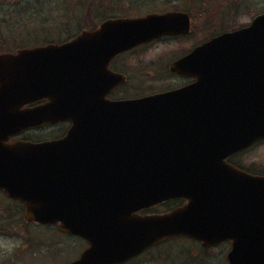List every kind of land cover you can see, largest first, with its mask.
<instances>
[{
	"label": "water",
	"instance_id": "water-1",
	"mask_svg": "<svg viewBox=\"0 0 264 264\" xmlns=\"http://www.w3.org/2000/svg\"><path fill=\"white\" fill-rule=\"evenodd\" d=\"M187 18L171 12L109 20L63 44L0 53V189L25 204L28 220H60L76 232L98 208L105 217L130 216L132 208L183 196L190 203L181 209L137 219L139 248L123 255L190 235L206 245L230 240L229 264H264V177L224 162L264 137V13L171 65L196 75L192 85L107 99L125 80L109 61L181 31ZM68 119L73 127L60 139L9 141Z\"/></svg>",
	"mask_w": 264,
	"mask_h": 264
},
{
	"label": "flooded vegetation",
	"instance_id": "flooded-vegetation-1",
	"mask_svg": "<svg viewBox=\"0 0 264 264\" xmlns=\"http://www.w3.org/2000/svg\"><path fill=\"white\" fill-rule=\"evenodd\" d=\"M22 1L27 3L29 1L41 3L43 0ZM45 1L47 2L44 5H48L49 9H53V5L59 6L58 0ZM83 2L84 4H82ZM62 5H66L68 8L65 14L66 18H61L60 24L64 25V28L69 29V31L65 32L63 29L61 34L55 35L53 38H30L32 44L63 43L71 40L85 30L99 28L109 19L136 17L152 12L165 13L171 11H181L189 15L190 22L187 32L163 35L149 43L139 45L130 51H125L114 57L109 67L112 71L125 74L126 81L112 89L109 93L111 99L139 97L179 88L194 82L196 80L195 77L170 70V64L188 54L197 45H200L217 34L214 31L217 29L219 22L218 16L210 12L217 5V0H61L60 6ZM78 11L83 21L79 24L77 23L75 27H71L72 29H70V17ZM162 43H180L183 46L184 43H187V45L175 51L164 62L163 69L159 68L161 56L157 59H152L144 54L139 56L136 69L140 71V75L144 78L145 85L148 87L144 91H139L134 94L123 93V90L131 82V74L122 69L127 64L126 57L134 54L137 56L140 51L147 52L150 48L154 46L158 47ZM163 72L164 75L160 76ZM129 90H132L130 86ZM45 101L46 99H43L31 105ZM71 126V121L54 123L53 139L65 136ZM15 139L12 138V140ZM257 147H264V138L252 146L232 152L226 160L244 171L264 176V158L260 156L251 157V154L257 153ZM186 202L187 200L185 198L171 197L149 205L135 206L136 208H132L130 216H126L125 214L120 217H115L116 214H114L108 218L107 222L102 220L89 222L88 225L92 230L86 233L66 231L62 228L61 222L53 225H41L31 222L28 224L34 226L40 225L42 226L41 228L51 229L53 231V243L40 244L38 241L41 239L37 238L38 236H31L26 243L23 242L22 244L11 246V250L0 251V264H174L176 261V264H198L200 258L205 256L212 257L211 253L215 248L207 247L202 242L194 239H187L184 235L167 238L131 255H123V252H129L132 244L129 236L133 234L134 226L131 225L133 221L150 216L169 214L183 206ZM18 205L22 209L24 208L25 211V206L20 203ZM126 209H124V212ZM103 227L107 228L103 229ZM29 236V233H24L26 239ZM176 244H179L177 246L179 249L175 248L177 250L175 254L174 249L171 250V248ZM186 244L191 246H187ZM221 246L228 252L231 248V243L222 242L215 247ZM186 247L187 249L188 247L195 248V252L192 249L186 252ZM105 249L107 252H105ZM187 255L190 256L188 257ZM223 258L224 260L226 259V254ZM224 260L222 261L225 262Z\"/></svg>",
	"mask_w": 264,
	"mask_h": 264
},
{
	"label": "rangeland",
	"instance_id": "rangeland-1",
	"mask_svg": "<svg viewBox=\"0 0 264 264\" xmlns=\"http://www.w3.org/2000/svg\"><path fill=\"white\" fill-rule=\"evenodd\" d=\"M58 5H61V0H58ZM217 0V5L210 10V12H213L215 10H220V9H227L229 3L231 2L232 6V11L235 15V13L238 14L237 18L238 21L242 23L249 22L251 20V16L254 14L251 12L252 9L255 7H245V5H251L252 1L254 2L253 6H264V0H221V3L218 4ZM0 21H2L4 18H15V14L12 11H15L17 13V16L20 17L19 23H15L14 28H12V25L9 26L8 30L5 29V25L0 26V33L5 34V39H8V42L5 44V46L9 45L10 42H17L20 43L22 40L29 41L30 38L29 36H36V37H42V36H48V37H53L55 35L61 34V32L64 31L68 32L69 29L64 28L65 26L60 24V18H63L66 14L67 8L66 5L62 6H54L53 9H49L48 5L40 4L34 1H29L23 2L21 0H1L0 1ZM43 2V1H42ZM245 2V5H244ZM11 4V5H9ZM84 4V2L82 3ZM81 4V5H82ZM234 6H236V11L234 12ZM251 9V10H250ZM21 11L24 13V16L26 15L25 18H21L20 13ZM80 11V10H79ZM75 12L74 15L70 17V25L69 28L72 29L71 27H75L77 23L79 24L80 22L83 21V19L80 17V13ZM210 14V13H209ZM38 19L35 21V26H33L34 19ZM5 21V19H4ZM6 22V21H5ZM73 22V23H72ZM23 23V26H20V24ZM72 23V24H71ZM72 25V26H71ZM1 39V38H0ZM187 43L180 44V43H162L161 45L154 46L150 48L147 52L146 51H140L138 55H129L126 57V65L124 68H122L124 71L127 73L131 74V82L129 83L128 87L123 90V93L125 94H134L139 91H144L146 89L145 81L144 78L140 75V71L136 69L137 64H138V59L139 56H142V54L152 58V59H157L159 56L162 58L160 59L159 63V68L163 69L164 68V62L178 49H180L182 46L183 48L186 47ZM13 49L17 48L16 45L12 47ZM122 66V65H121ZM164 72L160 74V76H163ZM129 86L130 89L129 90ZM35 139H46V138H51L53 136V126H48L43 129H37V130H31L29 131V135H34ZM257 153L256 154H251V157L255 156H260L264 158V147H257L256 148ZM11 205L9 204L8 201L3 200L2 195H0V219L4 218L8 213H11ZM11 224H15V219L10 221ZM36 235L38 236L37 238H40L41 240L38 241L40 244H51L53 243V231L50 229H37L35 231ZM22 236V233H19ZM16 238V237H15ZM14 237H3L0 236V251L2 250H11V246H16L18 242L15 240ZM23 240H20L19 242H22ZM190 243V242H189ZM179 244L173 245L171 248L174 249V253H177V250L175 248L179 249L177 246ZM187 246H191L189 244H186ZM183 247V245H181ZM193 247V246H192ZM192 249L193 252L195 248L191 247H186V252L188 250ZM214 252V253H213ZM227 253V250L223 246L221 247H216L214 251H212V257H202L200 258L198 264H224L222 260H224V255ZM194 255V253H192ZM188 257L190 255H187ZM225 264H227L226 259L224 260ZM177 261L174 263L176 264ZM188 264V263H187Z\"/></svg>",
	"mask_w": 264,
	"mask_h": 264
},
{
	"label": "trees",
	"instance_id": "trees-1",
	"mask_svg": "<svg viewBox=\"0 0 264 264\" xmlns=\"http://www.w3.org/2000/svg\"><path fill=\"white\" fill-rule=\"evenodd\" d=\"M1 1V0H0ZM4 1V0H3ZM1 3V2H0ZM221 3V0L218 1V4ZM1 4H4V3H1ZM11 5V4H9ZM249 8L250 7H255L254 9H250L252 13H255L257 11H262L264 10V6H248ZM234 9L236 10V6H234ZM14 14H15V18H4L2 21H0V26L1 25H5L6 23V27L4 30H8L9 29V26L12 25V28H14V24L17 23L19 21L18 17H17V13H15V11H12ZM19 23V22H18ZM237 23V17L235 16L234 18V24ZM20 26H23V23L20 24ZM1 31V30H0ZM5 34H2V32L0 33V51H10V50H13V46L16 45L17 47H21V46H29L31 45V42L30 40L29 41H26V40H22L20 41V43L17 42H10L9 45L5 46L3 43H7L8 42V39H5ZM44 37V36H43ZM26 39H29V38H26ZM11 213H8L4 218H1L0 219V236H3V237H18V232L24 230L26 232H28L30 235H34L35 234V229H33V227L29 226L26 221L24 220V217H23V211H22V208L17 204H13L11 203ZM15 219V224H11L10 221L14 220Z\"/></svg>",
	"mask_w": 264,
	"mask_h": 264
}]
</instances>
